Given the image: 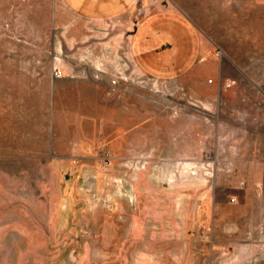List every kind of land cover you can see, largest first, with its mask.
Wrapping results in <instances>:
<instances>
[{
	"label": "rangeland",
	"instance_id": "rangeland-1",
	"mask_svg": "<svg viewBox=\"0 0 264 264\" xmlns=\"http://www.w3.org/2000/svg\"><path fill=\"white\" fill-rule=\"evenodd\" d=\"M56 5L0 0V264H264V0Z\"/></svg>",
	"mask_w": 264,
	"mask_h": 264
},
{
	"label": "crops",
	"instance_id": "crops-1",
	"mask_svg": "<svg viewBox=\"0 0 264 264\" xmlns=\"http://www.w3.org/2000/svg\"><path fill=\"white\" fill-rule=\"evenodd\" d=\"M64 1V9L57 7V5L55 7L54 27L59 32V35L57 36V42L65 43L67 45L72 44L73 42H84L86 39H88L87 37L90 36L88 33V27L98 23H100L101 33L104 32L101 35L102 38L105 36L104 34H108V37H111L109 38V41L111 42H121V40L126 41L127 39L132 38V36H135L131 28L132 22L134 23V19H136L133 11L135 10L137 0ZM70 13L72 15L75 13L80 14L79 16H81V21H78L79 24H77L78 22H76L74 19L69 17ZM84 18H87V24H85L86 22L83 21ZM78 27H80V31ZM112 29H115V34L117 35H111ZM75 32L78 34L76 35ZM143 33L145 34V32ZM135 34L136 36H139L141 35V32L138 30V32ZM108 37L106 40H108ZM104 39L105 38L102 40L104 41ZM100 73L102 75L104 74L102 70H100ZM93 81L94 78L87 79V82L93 83Z\"/></svg>",
	"mask_w": 264,
	"mask_h": 264
},
{
	"label": "built area",
	"instance_id": "built-area-1",
	"mask_svg": "<svg viewBox=\"0 0 264 264\" xmlns=\"http://www.w3.org/2000/svg\"><path fill=\"white\" fill-rule=\"evenodd\" d=\"M55 75L58 76V73H56Z\"/></svg>",
	"mask_w": 264,
	"mask_h": 264
}]
</instances>
